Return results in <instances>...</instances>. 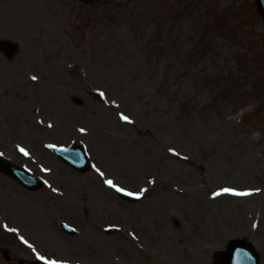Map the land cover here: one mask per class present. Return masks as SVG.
Wrapping results in <instances>:
<instances>
[{
  "label": "rangeland",
  "instance_id": "1",
  "mask_svg": "<svg viewBox=\"0 0 264 264\" xmlns=\"http://www.w3.org/2000/svg\"><path fill=\"white\" fill-rule=\"evenodd\" d=\"M3 38L18 49L0 50V152L45 183L0 174V244L14 257L0 264H195L203 245L209 264L238 236L264 264V195L247 198L264 194L254 0H0ZM75 141L92 162L82 173L50 150Z\"/></svg>",
  "mask_w": 264,
  "mask_h": 264
},
{
  "label": "water",
  "instance_id": "2",
  "mask_svg": "<svg viewBox=\"0 0 264 264\" xmlns=\"http://www.w3.org/2000/svg\"><path fill=\"white\" fill-rule=\"evenodd\" d=\"M256 3L264 19V0H256ZM0 47L7 55L11 56L15 53L17 46L13 41L2 39L0 40ZM58 155L77 171L85 170L89 165L82 148L78 144L61 150ZM0 171L8 173L28 189H37L41 185L26 170L10 164L2 157H0ZM125 198L131 200L128 197ZM0 250L5 253L1 248ZM257 262V255L252 247L243 239L237 238L229 242L226 251L215 252L212 264H257Z\"/></svg>",
  "mask_w": 264,
  "mask_h": 264
},
{
  "label": "bare ground",
  "instance_id": "3",
  "mask_svg": "<svg viewBox=\"0 0 264 264\" xmlns=\"http://www.w3.org/2000/svg\"><path fill=\"white\" fill-rule=\"evenodd\" d=\"M263 195L264 194L260 192V193H257L256 195L248 196L247 198L250 201L249 202L250 205H258L259 201L263 198ZM216 199H218V198H216ZM208 203L209 202L207 201L203 211H200V212L198 211L197 212L198 218H199V216L202 217V218H206L207 217V215H208V212H207ZM171 217H173L172 213H170V211H166V213L164 215V218L168 219V218H171ZM205 248H206V245H203V246L200 247V249L198 251H196L194 253L189 252V254L191 255V259H193L195 261V264H201L200 262L203 260V251H204Z\"/></svg>",
  "mask_w": 264,
  "mask_h": 264
},
{
  "label": "snow or ice",
  "instance_id": "4",
  "mask_svg": "<svg viewBox=\"0 0 264 264\" xmlns=\"http://www.w3.org/2000/svg\"><path fill=\"white\" fill-rule=\"evenodd\" d=\"M32 79L33 80H35L36 79V77H32ZM123 121H126V122H131L130 120H129V118L127 117V116H125V115H123V114H121V117H120ZM51 126V125H50ZM84 131V129H81V132H83ZM22 152H24V149H20ZM24 154L25 155H27L28 153L27 152H24ZM106 183L107 184H109V186H114L113 185V183H112V181H106ZM117 191H123L122 189H117ZM225 192H232V194H234V195H241V196H243V195H249V193H247V192H234L233 190H231V189H225L224 190ZM220 193H216L215 195H219ZM129 195H131V193H129Z\"/></svg>",
  "mask_w": 264,
  "mask_h": 264
}]
</instances>
